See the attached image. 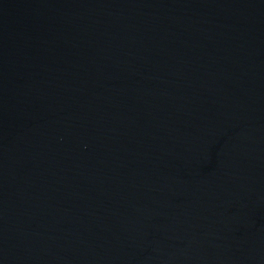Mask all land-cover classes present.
I'll use <instances>...</instances> for the list:
<instances>
[{
	"label": "water",
	"instance_id": "obj_1",
	"mask_svg": "<svg viewBox=\"0 0 264 264\" xmlns=\"http://www.w3.org/2000/svg\"><path fill=\"white\" fill-rule=\"evenodd\" d=\"M0 264H264V0H0Z\"/></svg>",
	"mask_w": 264,
	"mask_h": 264
}]
</instances>
